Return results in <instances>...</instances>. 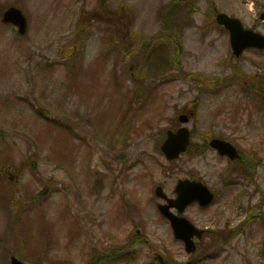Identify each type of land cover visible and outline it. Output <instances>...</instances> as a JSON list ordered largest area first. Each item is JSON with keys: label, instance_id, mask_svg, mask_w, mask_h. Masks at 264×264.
Masks as SVG:
<instances>
[{"label": "rangeland", "instance_id": "374dc122", "mask_svg": "<svg viewBox=\"0 0 264 264\" xmlns=\"http://www.w3.org/2000/svg\"><path fill=\"white\" fill-rule=\"evenodd\" d=\"M12 5L28 31L0 22V264L13 254L31 264H121L101 257L137 229L143 242L126 247L134 264L154 251L188 264L154 194L162 185L175 197L184 178L217 193L210 207L186 209L197 226L247 221L228 242L206 238L212 256L193 264H264V104L225 82L239 67L264 77V52L234 59L215 21L227 12L264 33V0H0V16ZM156 46L162 57L151 55ZM196 100L193 146L168 161L166 132ZM213 136L232 141L242 160L206 148Z\"/></svg>", "mask_w": 264, "mask_h": 264}, {"label": "water", "instance_id": "95a60500", "mask_svg": "<svg viewBox=\"0 0 264 264\" xmlns=\"http://www.w3.org/2000/svg\"><path fill=\"white\" fill-rule=\"evenodd\" d=\"M217 21L225 25L231 32V43L236 54L239 55L244 48L248 46H257L264 48V36L255 33L251 30H245L237 18L230 17L226 13H220L217 16ZM4 23H14L20 29L22 34L25 33L27 28V19L23 12L16 7L8 8L2 18ZM195 106L191 111V115L194 114ZM188 114H181L179 120L181 122L189 121ZM190 142V133L188 128H180L177 132L168 131V138L162 145V150L169 159L177 158L181 152L186 151ZM210 145L216 148L221 155H227L231 159H236L239 157L238 150L236 147L223 139L214 138L210 141ZM176 191L178 197L176 199H169L163 188L161 186L157 187V195L168 199V204H161L159 208L161 211L171 219L175 235L177 238L183 239L186 242V249L188 252H193L196 249L195 242L192 237L197 234L202 237L204 231L198 230L190 221L185 217L177 216L170 211L171 207H176L179 212H183L188 204L194 201H199L202 206L209 205L215 198L214 193H212L209 188L202 182L196 180H180ZM12 264H26L18 260L17 258H12Z\"/></svg>", "mask_w": 264, "mask_h": 264}, {"label": "flooded vegetation", "instance_id": "af4514ba", "mask_svg": "<svg viewBox=\"0 0 264 264\" xmlns=\"http://www.w3.org/2000/svg\"><path fill=\"white\" fill-rule=\"evenodd\" d=\"M230 225H231L230 222H228V223H226V227H223L224 228V232L226 234H228L229 236L236 237L237 235H239L240 233L245 231V221L244 222L242 221L240 224H238L235 227H231L230 228ZM206 228H207L206 234H207V237H209V238L211 237L212 234L215 233V231L221 233L222 230H223V228L212 229L210 226H206ZM142 232H146L145 229H143V231L141 229H137L136 230V236H133V234H131L130 235L131 237H130V239L128 241L129 242H131V241H140V239L142 238L141 237ZM148 264H158L156 262V252L155 251L150 254V259L148 261Z\"/></svg>", "mask_w": 264, "mask_h": 264}, {"label": "trees", "instance_id": "16d2710c", "mask_svg": "<svg viewBox=\"0 0 264 264\" xmlns=\"http://www.w3.org/2000/svg\"><path fill=\"white\" fill-rule=\"evenodd\" d=\"M181 2H182V3H186V2H183V1H181ZM186 4L189 5L190 3H186ZM103 5H104L105 8H107V6L105 5V3H104ZM162 32H163L164 34L161 35V37H160V41H162V40H164V41L169 40L170 37H169V34H168V30H163ZM154 49H157L158 52L155 53V51H154V52L151 53V55H153V58H156V56L162 57L161 55H159L160 47H159V46H156ZM168 61H169V60H168ZM168 61H167V62H168ZM207 83H208V81H207ZM32 166H33L34 168H36V160H35V159H32ZM15 183H17V180L15 181ZM47 189H50V187L48 186ZM46 191H47V190H46ZM46 191H44L43 194H45ZM39 197H40V194H39ZM37 198H38V197H37ZM12 203H13V202H12ZM12 203H11V204H12Z\"/></svg>", "mask_w": 264, "mask_h": 264}]
</instances>
